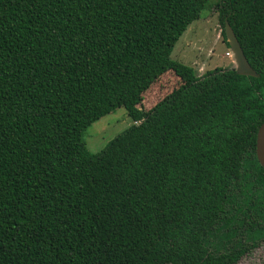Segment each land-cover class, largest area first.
Masks as SVG:
<instances>
[{
    "label": "trees",
    "instance_id": "trees-1",
    "mask_svg": "<svg viewBox=\"0 0 264 264\" xmlns=\"http://www.w3.org/2000/svg\"><path fill=\"white\" fill-rule=\"evenodd\" d=\"M209 2L0 0V264H238L264 242V0L216 4L259 78L172 58Z\"/></svg>",
    "mask_w": 264,
    "mask_h": 264
},
{
    "label": "rangeland",
    "instance_id": "rangeland-1",
    "mask_svg": "<svg viewBox=\"0 0 264 264\" xmlns=\"http://www.w3.org/2000/svg\"><path fill=\"white\" fill-rule=\"evenodd\" d=\"M219 1L210 0L209 7L203 11L202 17L183 33L171 55L174 60L193 67L198 77L216 68H236L218 18L216 4ZM181 84L173 72L164 74L143 95L142 107L146 110L153 108ZM132 124L125 108H118L89 127L83 134L84 142L90 152L99 154ZM238 264H264V242L250 255L243 256Z\"/></svg>",
    "mask_w": 264,
    "mask_h": 264
},
{
    "label": "water",
    "instance_id": "water-1",
    "mask_svg": "<svg viewBox=\"0 0 264 264\" xmlns=\"http://www.w3.org/2000/svg\"><path fill=\"white\" fill-rule=\"evenodd\" d=\"M225 37L236 63V73L240 76L259 78L260 75L251 67L244 54L242 46L229 23H226L225 25ZM256 157L264 169V122L261 124L257 132Z\"/></svg>",
    "mask_w": 264,
    "mask_h": 264
},
{
    "label": "flooded vegetation",
    "instance_id": "flooded-vegetation-1",
    "mask_svg": "<svg viewBox=\"0 0 264 264\" xmlns=\"http://www.w3.org/2000/svg\"><path fill=\"white\" fill-rule=\"evenodd\" d=\"M262 167V166H261Z\"/></svg>",
    "mask_w": 264,
    "mask_h": 264
}]
</instances>
